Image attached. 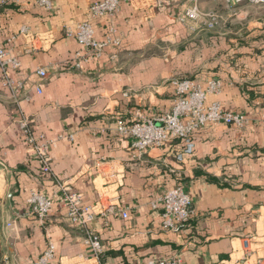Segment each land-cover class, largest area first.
<instances>
[{"label": "crops", "instance_id": "crops-1", "mask_svg": "<svg viewBox=\"0 0 264 264\" xmlns=\"http://www.w3.org/2000/svg\"><path fill=\"white\" fill-rule=\"evenodd\" d=\"M95 1L55 0L47 10L37 0H0V45L21 61L12 73L25 83L15 98L0 68L2 264H38L50 244L54 264H148L176 255L184 264H264V15L250 13L264 4L203 0L204 17L182 22L189 0L166 7L124 0L94 19ZM86 20L98 40L111 35L120 44L97 54L66 35ZM172 78L220 79L221 93L207 103L241 112L247 123L200 128L192 153L173 141L134 156L118 124L169 112ZM51 139L52 172L44 174L36 145ZM175 186L191 196L194 213L178 233L163 229L159 203ZM33 190L54 199L43 220L27 204ZM69 193L82 194L97 214L90 228L101 236V258L61 205Z\"/></svg>", "mask_w": 264, "mask_h": 264}, {"label": "built area", "instance_id": "built-area-1", "mask_svg": "<svg viewBox=\"0 0 264 264\" xmlns=\"http://www.w3.org/2000/svg\"><path fill=\"white\" fill-rule=\"evenodd\" d=\"M22 0H3L5 3H20ZM55 0H37L38 4L47 10L53 8ZM124 0H96L90 8L92 18H100L105 15L114 14ZM160 7H166L176 0H153ZM193 2L191 7L185 8L180 20H200L204 13L199 7L203 0H189ZM228 3L250 2L252 4H264V0H225ZM211 19V25L214 24L215 14H207ZM27 29L23 28L22 32ZM112 34L116 29L110 30ZM66 35L75 38L77 42L88 48L89 51L98 52L113 44H120L118 38H112L108 35L105 40L96 38L95 27L92 21H83L74 28H67ZM12 40H10L11 42ZM21 67L19 58L13 56L11 49L7 45H0V68L3 72L4 85L13 93L14 97H20L25 83L17 79L12 71H17ZM36 73L41 78H47L48 70L45 67L37 69ZM171 86L176 94L175 104L169 112L160 114L156 118L147 115H139L132 122L120 120L118 124V134L124 138H132V147L134 156L143 158V156L152 149H160L168 142L181 141L185 144V151L192 153L195 147L194 134L200 128L212 124H228L244 127L247 123V117L241 112H231L224 110L219 102L208 104L207 100L211 94H220L223 83L220 79L211 78L206 83H200L191 78H172ZM39 93L41 87L37 88ZM129 97V93H124ZM26 135H30V128L27 121L22 123ZM74 139V135H69ZM56 145V140L51 139L43 144L36 145V151L41 163V171L44 174L52 172V159L50 148ZM162 204V227L164 230L172 232H181L187 226L193 216L192 199L182 186H175L164 191L159 199ZM27 204L31 212L40 219L48 217L53 205V197L40 191H31L27 198ZM61 205L66 211L67 216L75 225L86 229V241L91 246L94 254L101 258L104 253V247L101 236L90 228V224L96 219V212L93 207L85 206L82 202V194L69 193L63 196ZM114 211L121 212L127 218L128 212L120 206L112 207ZM248 244V240H245ZM55 246L50 244L40 257L38 264H54ZM148 264H184L182 259L176 255L171 258L153 259Z\"/></svg>", "mask_w": 264, "mask_h": 264}, {"label": "rangeland", "instance_id": "rangeland-1", "mask_svg": "<svg viewBox=\"0 0 264 264\" xmlns=\"http://www.w3.org/2000/svg\"><path fill=\"white\" fill-rule=\"evenodd\" d=\"M252 13V16L255 15V13H259L261 15H264V6L260 7L259 10H252L250 11Z\"/></svg>", "mask_w": 264, "mask_h": 264}, {"label": "trees", "instance_id": "trees-1", "mask_svg": "<svg viewBox=\"0 0 264 264\" xmlns=\"http://www.w3.org/2000/svg\"><path fill=\"white\" fill-rule=\"evenodd\" d=\"M1 258H2V251H1V247H0V264H2Z\"/></svg>", "mask_w": 264, "mask_h": 264}]
</instances>
